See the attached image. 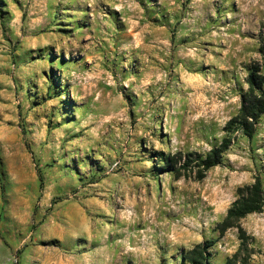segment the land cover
<instances>
[{
	"label": "rangeland",
	"instance_id": "374dc122",
	"mask_svg": "<svg viewBox=\"0 0 264 264\" xmlns=\"http://www.w3.org/2000/svg\"><path fill=\"white\" fill-rule=\"evenodd\" d=\"M253 67L264 0H0V264L235 256L240 230L218 225L264 180V117L203 179L161 155L219 145ZM240 226V258L264 264V213Z\"/></svg>",
	"mask_w": 264,
	"mask_h": 264
},
{
	"label": "trees",
	"instance_id": "16d2710c",
	"mask_svg": "<svg viewBox=\"0 0 264 264\" xmlns=\"http://www.w3.org/2000/svg\"><path fill=\"white\" fill-rule=\"evenodd\" d=\"M247 83L249 85L248 91L240 94L241 108L239 114L227 123L225 127L226 136L222 142L214 146L207 154H188L183 163L176 161L175 156L162 154L164 171L180 173L187 168H197L199 179H203L209 170L223 163L224 155L232 146L235 133L241 132L250 141L255 138L260 121L264 117V75L259 67H253L250 70ZM255 213H264V180L261 174L256 175L253 184L238 189L236 201L229 208L223 222L218 225L221 234H225L231 228H238L242 240V248L224 264H248V258H240L243 248L248 251L245 243V232L240 226V221ZM214 245V241L198 244L185 254V261L189 264H213L209 250Z\"/></svg>",
	"mask_w": 264,
	"mask_h": 264
}]
</instances>
